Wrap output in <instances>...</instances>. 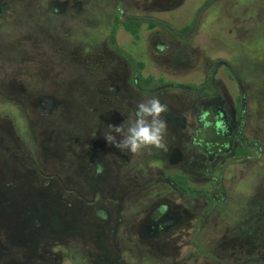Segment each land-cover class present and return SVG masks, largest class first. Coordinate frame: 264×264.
<instances>
[{
    "label": "rangeland",
    "instance_id": "374dc122",
    "mask_svg": "<svg viewBox=\"0 0 264 264\" xmlns=\"http://www.w3.org/2000/svg\"><path fill=\"white\" fill-rule=\"evenodd\" d=\"M216 94L228 128L194 130ZM153 95L189 127L167 122V151L109 144ZM15 263L264 264V0H0V264Z\"/></svg>",
    "mask_w": 264,
    "mask_h": 264
},
{
    "label": "clouds",
    "instance_id": "9594fccd",
    "mask_svg": "<svg viewBox=\"0 0 264 264\" xmlns=\"http://www.w3.org/2000/svg\"><path fill=\"white\" fill-rule=\"evenodd\" d=\"M166 112L168 106L161 103L159 97H145L137 103L135 112L129 115L126 125L124 122L120 125L109 124L104 137L121 152L133 155L152 147L167 151L165 136L168 125L162 115ZM95 136L96 134L93 135Z\"/></svg>",
    "mask_w": 264,
    "mask_h": 264
},
{
    "label": "flooded vegetation",
    "instance_id": "af4514ba",
    "mask_svg": "<svg viewBox=\"0 0 264 264\" xmlns=\"http://www.w3.org/2000/svg\"><path fill=\"white\" fill-rule=\"evenodd\" d=\"M131 20H133V21L134 20H139V18L136 17V18H133V19H129V21H131ZM146 20L150 21V23H148V24H151V21L157 23L154 26H152L151 29H153V27H156V26L159 27L158 25L164 26L163 23L162 24L159 23L156 19H153V18L151 19L150 17H146ZM124 22H126V21H124ZM116 23H120L119 18L116 19ZM195 24L196 23L193 24L192 30L195 29L194 28L195 27ZM164 27L166 29H169L170 30V28H168L167 25H165ZM172 34H173V32H172ZM130 70H131V66H130ZM131 71H130V75H132V78L134 79L133 80V83H137V80H138L137 74H131ZM161 87H164V85H160V86L158 85V88H161ZM138 89L140 91L150 92L153 89V87H150L149 88L148 86L145 85V87H139ZM245 95H246V93H243V95H242L243 97L241 99V107H240V116L241 117H242V114L243 113L245 114L246 113L245 111L247 110L244 107V105H243L244 104ZM221 103H222V101H221L219 95H217V94L214 95V96L207 97L203 101L199 102V104H200V112H199V115L200 114L202 115V113H204V116H206V115H208V112L207 111H210V115H213V119H210V122H207L204 119L205 117L198 116L197 117L198 118L197 119V121H198V127L194 128V130H200L202 128H210V130H213L216 133L217 132H220L222 130L225 131L228 128V126H229V118H228L227 112H233V109H227L228 108V103H226L225 105H223ZM213 107H216L218 109V111H220V112H216V113L213 114L212 113V108ZM162 115H163V118H165V117L168 118L166 120H167V122L170 125H172L173 127L179 128V130H181V129L182 130H185L187 127H189V124L187 123V121L185 120L184 117H181V116H179L178 114H175V113H172V115H170L169 109H168V112H166V113H164ZM199 142H201V140L196 139L195 136L191 139V143L194 144V145L199 144ZM234 147H235V145H234ZM166 209H168L167 206L162 207V211H164ZM166 214H169V213L166 211ZM176 220H177V216L176 217H173V216L167 215V218L165 220H163L162 222H159L160 227L157 228V232H159L160 230L164 229L169 224L174 223ZM156 225H157V223H154L153 226L148 225V223H146L144 226H142L141 231L144 234H147L146 233V229H150V230L153 231V230H155L153 228H155ZM150 227H152V229ZM154 233H156V232H154ZM15 264H17V263H15Z\"/></svg>",
    "mask_w": 264,
    "mask_h": 264
},
{
    "label": "trees",
    "instance_id": "16d2710c",
    "mask_svg": "<svg viewBox=\"0 0 264 264\" xmlns=\"http://www.w3.org/2000/svg\"><path fill=\"white\" fill-rule=\"evenodd\" d=\"M119 24L120 23H116L114 26H113V32L111 33V35H110V41H111V44H112V46L114 47V48H116V46H115V42H114V35H115V29H116V27L117 26H119ZM140 24H141V21L140 20H131V21H126V22H124V27H125V29L129 32V33H131V34H133V35H136L137 34V29H138V27L140 26ZM155 24H157L156 22H152L151 24H149L148 26L149 27H152V26H154ZM119 51V50H118ZM121 54H123L124 55V53H122L121 51H119ZM131 66V65H130ZM132 66L134 67V68H132ZM132 66H131V70H132V73L133 74H137V76L139 77V67H141L142 66V64H132ZM145 83H146V86H148V87H150L149 85H151V83H153V80L151 79V78H146L145 79Z\"/></svg>",
    "mask_w": 264,
    "mask_h": 264
}]
</instances>
